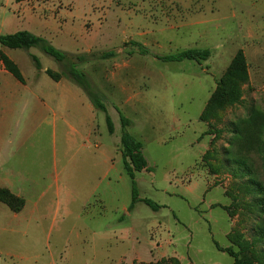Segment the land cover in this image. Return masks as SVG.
Segmentation results:
<instances>
[{
    "label": "rangeland",
    "instance_id": "1",
    "mask_svg": "<svg viewBox=\"0 0 264 264\" xmlns=\"http://www.w3.org/2000/svg\"><path fill=\"white\" fill-rule=\"evenodd\" d=\"M13 4L0 0L2 34L14 30ZM72 10V30L48 35L58 49L87 54L77 68L105 107L94 109L100 148L84 151L79 139L63 145L57 129L39 133L32 155L58 184L41 178L52 186L42 224L17 234V251L32 250L31 264H232L223 250L230 247L264 264V0H74ZM186 48L210 54L154 57ZM16 52L26 76L35 68L30 54L41 68L64 67L36 47ZM220 82L231 94L210 99ZM120 114L149 167L134 174L137 196L156 210L130 204ZM88 150L95 156L84 159Z\"/></svg>",
    "mask_w": 264,
    "mask_h": 264
},
{
    "label": "crops",
    "instance_id": "2",
    "mask_svg": "<svg viewBox=\"0 0 264 264\" xmlns=\"http://www.w3.org/2000/svg\"><path fill=\"white\" fill-rule=\"evenodd\" d=\"M65 5L72 7L66 10ZM13 6L14 30H10V33L27 30L51 42L48 35L50 32L61 31L64 26H67L69 32L72 30L69 26L74 19V0H25L14 2ZM0 50L21 71V55L16 52L19 49L0 46ZM45 69L42 67L36 71L33 68L29 76L21 71L24 82H20L0 62V188L8 189L24 201L21 209L16 212L0 201V264H31L32 250L27 248L24 253L18 252L14 242L18 238L17 234L23 236L26 231L38 232L42 224L43 218L39 211L43 205L40 204H43L41 201L49 194L52 186L49 183L43 185L41 178L49 177L53 184H58V175L50 177L43 163L39 167L35 155L39 133L42 137L50 129L53 135L57 129L63 145L67 146L79 139L82 140L84 151L92 144L94 149L100 148L93 127L95 110L86 94L66 79L52 80ZM88 152L84 159L95 156L91 151ZM105 161L108 164L110 158L106 157ZM111 171L112 163L103 176H108ZM71 173L73 171L68 170L67 176ZM55 188L60 189L58 185ZM39 190L40 194L36 195ZM53 195L51 199L53 197L56 203L59 202V191ZM99 199L102 201V198ZM21 226L26 229L22 231ZM49 235L46 234L47 237Z\"/></svg>",
    "mask_w": 264,
    "mask_h": 264
},
{
    "label": "trees",
    "instance_id": "3",
    "mask_svg": "<svg viewBox=\"0 0 264 264\" xmlns=\"http://www.w3.org/2000/svg\"><path fill=\"white\" fill-rule=\"evenodd\" d=\"M14 2H21L25 0H13ZM0 46L7 47L11 49H24L27 50L31 47H36L43 53L52 57L55 61L62 65L63 69L55 71L52 69H45V73L54 81L60 79H66L73 84L77 85L83 90V92L88 97L89 101L93 105L94 109L105 111V107L100 101L99 92L93 88L90 84L89 78L82 70L77 68V64L86 60V53H71L63 51L53 46L50 41L42 36L35 35L27 30H19L13 33L0 34ZM140 46V45H139ZM141 47V46H140ZM140 53H146L147 49L141 47ZM110 55L111 52H106ZM209 50L206 48H186L176 51L175 53L167 55H154L160 61L163 62H177L182 60H192V61H202L209 57ZM30 59L32 60L36 69H40V63L38 58L30 54ZM0 62L4 68L11 73L18 81L24 82L23 75L17 66V64L11 60L5 53L0 50ZM237 63H241L240 61ZM231 94L230 90L225 87V85L220 82L214 93H212L210 99H222L223 96H229ZM121 120V135H120V153L122 157L123 168L127 175L131 178V199L130 204L133 205L136 201H143L145 204L150 206L152 209L156 210L159 205L152 202L146 198H139L136 193V188L134 184V174L142 170H148L149 167L147 162L141 152V144L135 138H133L128 132L123 130L127 126L126 118L120 114ZM107 124V129L109 133L113 132V125L110 117L107 115L105 117ZM239 133V132H237ZM235 163L240 166L242 162L240 160H235ZM258 189V188H257ZM256 191H260V188ZM260 193V192H259ZM0 201L7 204V206L12 211H18L23 206V199L11 193L6 188H0ZM217 248L221 249L217 244ZM233 257L232 264H251L250 259L240 257L237 252H234L230 247L223 248Z\"/></svg>",
    "mask_w": 264,
    "mask_h": 264
}]
</instances>
